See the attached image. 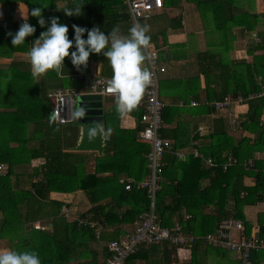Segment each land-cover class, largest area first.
Instances as JSON below:
<instances>
[{
    "label": "trees",
    "instance_id": "1",
    "mask_svg": "<svg viewBox=\"0 0 264 264\" xmlns=\"http://www.w3.org/2000/svg\"><path fill=\"white\" fill-rule=\"evenodd\" d=\"M60 1L71 0H0L6 6L24 3L29 9L27 22L36 27V32L26 37V43L15 48L7 34H14L23 22H14L11 27L7 24L0 27V59L12 60L7 69H0V163L6 166L7 173L0 175V211L4 214L1 230L8 232L7 237L17 241L14 245L21 248L23 242L15 235L16 231H21V227L27 223L51 219L48 227L50 223L53 227L50 230L32 229L28 233L22 231L26 242L31 246L29 250L38 253L41 264H106L111 257L107 244L96 239L94 229L80 226L78 221H69L63 212L69 204L61 196L84 192L91 208L82 214L81 218H88L93 214L105 228L101 241L116 240L127 226L126 229H131L136 219L149 211L151 200L147 191L136 188L127 191L125 184L121 182V176L125 173V176H131L136 181L149 176L147 157L151 148L146 143L139 145L140 147L136 146L135 149L120 148L116 145L118 139L135 141L142 126L128 133L118 126L112 136L108 135V130L106 149L97 158L96 171L88 174V159L84 157L85 154L66 153L59 137L55 136L68 124L61 125L54 121L53 101L49 95L73 83L78 87L79 82L72 81L71 76L88 73L89 62L102 54H90L87 66L79 69L66 57L65 67H61L59 74L49 70L44 75L33 77L26 53L32 42L45 30L51 17H58L59 22L68 25V36L71 39L74 35L73 24L86 29L98 26L108 33L114 26L121 30L123 23L129 20V15L126 14L122 0H76L71 1L67 7H72L74 3L82 5L81 15L68 17L63 14L64 8L58 7ZM192 1L198 5L204 18L211 15L213 19L214 16L215 29L222 38L226 36L225 29L229 28L230 22L233 27L252 31L261 20L256 13L251 14L244 9L242 14H237L241 9V2H246L254 9L256 0ZM41 6L46 7L42 10L46 21L45 28H41L37 18L30 15L33 8ZM177 21L180 26L181 19L176 17L174 23ZM149 36V44H154L156 48L168 44L165 40L161 43L159 37L162 35ZM200 57V72L206 79L203 92L206 101H223L225 97L236 99L238 95L247 98L262 90L263 84L259 83L257 77H261L264 83V64L260 67L257 61L264 63V55L255 59V63L247 65V72L242 80L236 75L235 68L223 62L222 52L207 51ZM105 59L107 61V58ZM103 65L104 76L111 77L112 69L108 61ZM233 69L236 71H232ZM210 75L213 80H210ZM197 80L200 81L199 75L186 81L160 79V99L167 104L163 111L164 126L160 131V136L167 144L163 158L164 180L156 194V212L161 224L171 228L175 223H180L186 234H194L202 239L214 233L224 221L234 218L241 221L243 226L242 230L234 232L235 236L264 240V212L257 214L256 224L248 220L245 214L246 208L264 204V159L254 157L257 152L264 153V126L260 127L264 98L247 101L250 109L240 125L244 131V136L240 139L230 135L229 127L223 119L215 120L214 132L207 137L209 143L196 147L205 157H210L215 162V167H208L192 154L185 160L177 157V152L187 146L191 147L192 142L188 133H183V123L169 127L180 115L187 112L194 116L214 112V109L201 99V84L196 85ZM170 89L183 91L177 95H169ZM184 92L189 94L185 95ZM191 98L201 101L202 104L191 109L178 106V101L182 100L187 105ZM134 109L140 108L136 106ZM143 112L144 110L140 111V119ZM105 119L107 122V118ZM193 139L201 138L197 134ZM228 157L237 159L238 164L225 170ZM40 158L45 162L33 168V175L40 176L41 179L24 181V186L31 188L30 193L25 192L22 196L13 193L11 188H5L6 183H11L10 176L15 174L16 170L24 169L26 165H31L33 160ZM250 160L253 163L251 166L247 165ZM107 173L109 175H103ZM51 193H56L58 197L50 201ZM19 206L24 208V214L19 211ZM115 225L119 226V229L110 233L108 227ZM10 227L12 231H9ZM97 247L103 255L102 260L100 252L95 249ZM182 252H185L184 255L188 253V262L181 263L186 259L182 257ZM227 254L232 255V258L214 263L239 264L235 254L213 247L205 240L196 241L190 248L169 249L168 244L162 243L141 246L126 264H177L173 256L178 258L179 264H214L209 261L210 256L215 255L223 259ZM86 259L91 261L79 262ZM251 261L252 264H264V252L254 250Z\"/></svg>",
    "mask_w": 264,
    "mask_h": 264
},
{
    "label": "crops",
    "instance_id": "2",
    "mask_svg": "<svg viewBox=\"0 0 264 264\" xmlns=\"http://www.w3.org/2000/svg\"><path fill=\"white\" fill-rule=\"evenodd\" d=\"M76 1V0H71ZM71 1H60L58 2V7L60 9H63L69 5ZM79 1H87V0H79ZM180 3L178 5H174V0H164V8L161 10H157L152 14V17L148 20H141L145 25L148 26V32L147 35H162L159 37V39L165 42L167 41L168 44H166L160 48H156L154 44H149V46L144 49V54L146 56V60L144 61L143 66L147 67L150 70V60L147 56V52L152 51H158L159 52V59H158V67L165 68V73H158L159 80H189L194 79L200 76V81H195V84H201L200 90L202 92L201 99L204 100V102L207 100L205 99L204 91L206 88V79L203 74H201V54H204L205 52L209 53H215V52H222L223 54V62L226 65L231 66L233 69L232 71H236V75L240 78V80L243 79V76L246 75L247 72V65L255 63V59H258L264 55V0H256L255 8H251L249 4L246 2H241L239 11L237 14H242V9L246 10L248 13H256L260 16V23L254 30L249 31L242 27H233L231 22L229 23V28L225 29L226 36L221 37L219 36L218 31L215 29L216 22L214 21V16L212 19L211 15H207V17H203L198 5L193 2L192 0H179ZM4 2H0V10L6 11V15L3 16L4 22L2 23V20H0V27L7 24V26L11 27L14 22H24V19L27 21L29 20V9L24 3H17L14 6H6L3 4ZM124 6L126 7V14L129 15L127 11V6L123 2ZM251 8V9H250ZM236 15V14H235ZM237 16V15H236ZM178 17L181 19L180 26L178 24V21L174 23L175 18ZM140 24V21L138 22ZM207 24V26H206ZM135 25V23L132 21L130 15L129 20L123 23L122 29L120 32L124 35L128 34V29ZM231 28V29H230ZM224 34V33H223ZM164 35V36H163ZM165 37V38H164ZM226 38V40L224 39ZM165 40V41H164ZM224 42V44H223ZM226 42V46H225ZM222 43V44H220ZM228 45V46H227ZM168 54V59H166L165 55ZM98 58L96 60H91L89 62V72L88 73H81V74H74L71 76L72 81H78L79 86L77 87L74 83L69 87H75L79 90H84L89 87V83L93 80L95 76L103 74V64L104 62L107 63L105 57H102V55H98ZM12 63V60L4 58L0 59V69H7V67ZM263 61H257L258 66H262ZM80 76V78H78ZM107 79H110L111 77L105 75L104 76ZM260 84L264 83L262 81L261 77H257ZM210 80H213L212 75H210ZM234 86V85H232ZM84 87V88H83ZM212 89V88H211ZM183 91V89H170L168 92L169 95H177L179 92ZM185 95H188L189 93L184 92ZM103 97V96H102ZM264 98V97H262ZM257 98V99H262ZM256 99V98H254ZM251 99V100H254ZM191 101H196L202 104L201 101L195 100L194 98L190 99ZM104 102V123H103V132H104V141H105V148L103 150V153L106 149V134L108 133L109 136H112L115 129L119 126V128L128 133L129 131H133L139 128V126L143 127L142 123L140 122L139 114L140 111L143 110L141 103L140 105H137L140 109H133L128 113L120 114L117 111L113 113L114 110H116V97H103ZM180 102L178 104L179 107L184 109H191L195 108L192 107L189 104H185L182 100L178 101ZM198 107V106H197ZM250 109V105L248 102L244 104H238V105H232L228 109H225L222 112H217L214 110L211 114L207 115H198L194 116L192 114H189L188 112L185 114L180 115V117L177 118L174 124L169 125V127H175L178 123H183L185 125V129L183 130V133H188V137H190L192 145L191 147L187 146L186 148L181 149L178 152L186 153V155H190L191 151L193 149V143H196L195 148L198 145H207L209 143V139L207 138L212 132H214L215 127V120L216 119H223L225 121V124L229 127V133L232 137H235L236 139H240L242 136H244L242 133L244 132L241 128V123L244 122L245 117L247 116ZM73 114L75 117L76 112V102L73 105ZM107 118V122L106 119ZM76 123L75 118L74 121L71 124H68L66 127H62L59 130V133H57L55 136L59 137L58 139L60 142H62V148L66 153H81L85 154V158L88 159L86 166L87 170L86 172L88 174L94 173L96 171V163L97 158L99 157V153L95 151H80L77 150L78 145L80 144V140L82 139L81 134V128L80 125ZM107 125V126H106ZM261 125L264 126V110L263 114L261 116ZM204 127L206 129L205 133H200L199 128ZM199 134L200 140H194L193 138ZM173 143V142H172ZM144 145L143 142H141L138 139V134L136 135V140H130V139H118L116 141V145L120 148H137L140 147L139 145ZM204 144V145H203ZM148 145V144H147ZM137 146V147H136ZM144 147V146H141ZM198 149V148H197ZM199 150V149H198ZM102 153V154H103ZM257 159H264V153L257 152L254 156ZM251 161V160H250ZM45 162L44 159H35L32 161L31 165L28 164L24 167V169H18L16 170V173L11 175V183L5 185L6 189L11 188L13 193H30L31 188L28 186H24V181L27 180L30 182V180L33 181H39L41 179L40 176L33 175L34 171L33 168L43 165ZM249 162V161H248ZM1 164V163H0ZM125 169V168H124ZM123 171L125 172V170ZM7 173H0V175H6ZM103 175H109L103 174ZM147 177V176H146ZM131 179L134 180L131 176L126 175L125 173L121 176V182L124 183L126 180ZM22 182L20 183V181ZM136 181V180H135ZM250 181V180H247ZM251 182V181H250ZM2 190L0 185V191ZM21 195V194H20ZM85 195L83 192H77L75 194H71L68 196H61L65 201H68V199H71L75 202L81 201V196ZM58 197L56 193H51L49 196L50 201L54 198ZM87 198V196H86ZM88 200V199H87ZM89 203V201H87ZM90 205V203H89ZM91 208V205H90ZM67 209H70L71 212L77 217V208H75L72 205H68ZM19 211L24 214V208H21L19 206ZM264 212V204H260L256 207H248L245 209V214L248 220L256 224L257 222V214ZM4 220V214L2 211H0V249L8 248L13 249L10 245V238L7 237L8 234L4 231H2V223ZM51 220V219H50ZM50 220H43V221H37L35 223H27L24 225L21 230V232L28 233L30 230L35 228L32 227V229H29V225L34 226L36 223L40 224L41 226L45 227L44 230H37V231H45L50 230L53 227V224L50 223L48 227V223L51 222ZM69 221H73V219H69ZM45 223L47 225H44L42 223ZM133 226V225H132ZM128 227V226H127ZM126 227V228H127ZM104 228V226H103ZM108 231L110 233H115L117 229H119V226H109ZM121 233L123 234L126 229ZM105 230V228H104ZM22 232V233H23ZM120 234V235H121ZM119 235V236H120ZM17 241H13V244ZM101 243L107 244L109 241H99ZM12 243V242H11ZM98 250L100 260H102V253L99 250L100 248H95ZM182 252V256H183ZM187 253V252H186ZM188 253L185 254L186 259L182 260L181 263L188 262L187 260ZM184 257V258H185ZM176 259L177 264H179L178 258ZM232 258V255L227 254L222 259L221 257L212 255L209 257V261L212 263L223 261V260H229ZM90 259L86 260H80L79 262H89ZM139 264V263H138ZM215 264V263H214ZM225 264H228V262H225Z\"/></svg>",
    "mask_w": 264,
    "mask_h": 264
},
{
    "label": "built area",
    "instance_id": "3",
    "mask_svg": "<svg viewBox=\"0 0 264 264\" xmlns=\"http://www.w3.org/2000/svg\"><path fill=\"white\" fill-rule=\"evenodd\" d=\"M127 11L135 24L141 20H148L152 14L164 8V0H122ZM147 51V49H146ZM150 60V72L152 73L151 82L145 89V92L139 101L144 110L140 122L143 125L141 132L138 134V139L150 146L151 151L148 155V167L150 175L142 180L135 181L128 179L124 182L125 189L132 191L145 190L151 200L149 211L143 213L134 222L131 229L126 230L116 240L107 242V248L111 253V257L106 264H126L132 255H134L141 246H150L156 244H168L171 248H190L196 241L205 240L213 247H219L229 253L235 254L239 264H252L251 254L255 251L264 252V240H258L253 237L246 239L243 236H235L234 232L243 229L242 222L234 218L224 221L219 228L212 234L206 237H197L194 234H186L180 223H175L171 228L164 227L161 224L160 218L156 212V194L161 188V183L164 180L163 172L165 163L163 161L166 153V142L160 136V131L164 126L163 111L167 106L160 99V80L158 73H165L166 69L159 68L158 59L159 52H147ZM80 78V76L78 77ZM107 78L98 75L89 83V87L84 90H79L75 87H61L54 91L49 97L53 101L52 117L54 121L61 125L70 124L74 121L73 105L76 99L83 94L101 95L103 97H116L115 93L107 90ZM264 97V87L258 94L249 95L245 98L243 95H238L236 99L225 97L223 101H206L205 103L217 112H222L232 105L244 104L248 100ZM137 105H140V104ZM192 107L200 105L199 102L191 101ZM200 133H205L204 127L199 128ZM196 143H193L191 154L202 160L208 167H215L216 164L210 157H205L195 148ZM177 157L185 160L187 155L183 152H177ZM238 164V160L233 157H228V162L224 169ZM253 163L249 161L247 165ZM6 166L0 164V173H4ZM68 219L78 221L80 226H89L95 230V236L98 241H101V235L104 230L103 224L95 219L93 214L88 218L77 217L70 209L63 211ZM189 218V217H188ZM37 230H44L45 227L40 224H35Z\"/></svg>",
    "mask_w": 264,
    "mask_h": 264
},
{
    "label": "clouds",
    "instance_id": "4",
    "mask_svg": "<svg viewBox=\"0 0 264 264\" xmlns=\"http://www.w3.org/2000/svg\"><path fill=\"white\" fill-rule=\"evenodd\" d=\"M43 8L46 7H36L30 12L32 17L37 18L41 28L46 25L42 16ZM82 8V5L74 3L72 7H65L63 14L68 17L80 16ZM72 30L74 35L70 39L68 25L59 22L58 17L49 18L47 27L32 42L26 53L33 77L44 75L49 70L59 74L61 67H65L66 57L79 69L87 66L90 54H102L112 69V76L107 80L106 87L109 92L116 94V110L120 114L130 112L137 106L151 82L152 73L143 66L146 60L144 49L150 43L148 26L135 24L128 29L127 35L122 34L115 26L108 33L98 26L86 29L75 24L72 25ZM35 32L36 27L24 19L14 34L9 32L7 35L11 37V45L15 48L25 44L26 37ZM75 121L77 122L76 115ZM0 264H41V259L34 250L4 248L0 249Z\"/></svg>",
    "mask_w": 264,
    "mask_h": 264
},
{
    "label": "water",
    "instance_id": "5",
    "mask_svg": "<svg viewBox=\"0 0 264 264\" xmlns=\"http://www.w3.org/2000/svg\"><path fill=\"white\" fill-rule=\"evenodd\" d=\"M165 57L168 59V54ZM75 113L82 134L77 150L102 154L105 148L103 97L92 94L80 95L76 100Z\"/></svg>",
    "mask_w": 264,
    "mask_h": 264
},
{
    "label": "rangeland",
    "instance_id": "6",
    "mask_svg": "<svg viewBox=\"0 0 264 264\" xmlns=\"http://www.w3.org/2000/svg\"><path fill=\"white\" fill-rule=\"evenodd\" d=\"M180 3V1L179 0H174V5H178ZM7 13H6V11H2V9L0 10V20H2V19H4L3 18V16H5ZM2 23H5L4 22V20H2ZM140 24L141 25H145L143 22H141L140 21ZM149 33V32H148ZM78 125V124H77ZM24 193V192H23ZM23 193H20L22 196H23ZM19 194V193H18ZM88 200H87V198H86V196L85 195H82L81 196V201H78V199H77V202H75V201H73V200H71V199H68V201H66L67 202V204H69V205H72V206H74L75 208H77V215L78 216H81L82 214H84V213H86V212H88L89 210H90V205H89V203L87 202ZM42 224H44V225H47V224H45L44 222L42 223ZM32 227L34 228V226H32V225H29V229H32ZM9 231H12V228L10 227L9 228ZM8 232H6V234H7ZM13 232H10V234H12ZM15 235L20 239V240H22V242H23V246L21 247V248H18L16 245H14L13 244V239L12 238H10V245H12L11 247L13 248V249H15V250H17V251H30L29 249L31 248V246L26 242V240H25V238L26 237H24V233H22L21 231H16L15 232ZM12 242V243H11ZM183 258L185 257V255L183 254V256H182ZM186 264H188V263H186Z\"/></svg>",
    "mask_w": 264,
    "mask_h": 264
}]
</instances>
